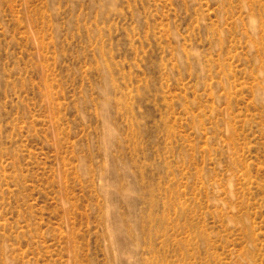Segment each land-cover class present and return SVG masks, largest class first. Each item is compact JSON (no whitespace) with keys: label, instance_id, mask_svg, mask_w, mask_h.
I'll return each instance as SVG.
<instances>
[{"label":"rangeland","instance_id":"1","mask_svg":"<svg viewBox=\"0 0 264 264\" xmlns=\"http://www.w3.org/2000/svg\"><path fill=\"white\" fill-rule=\"evenodd\" d=\"M0 264H264V0H0Z\"/></svg>","mask_w":264,"mask_h":264}]
</instances>
